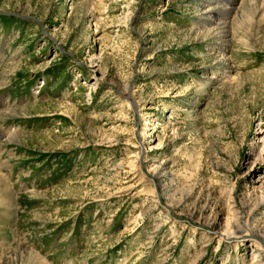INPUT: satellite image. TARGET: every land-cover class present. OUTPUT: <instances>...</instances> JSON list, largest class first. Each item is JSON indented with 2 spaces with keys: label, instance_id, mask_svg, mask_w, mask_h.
Here are the masks:
<instances>
[{
  "label": "rangeland",
  "instance_id": "1",
  "mask_svg": "<svg viewBox=\"0 0 264 264\" xmlns=\"http://www.w3.org/2000/svg\"><path fill=\"white\" fill-rule=\"evenodd\" d=\"M263 232L264 0H0V264H264Z\"/></svg>",
  "mask_w": 264,
  "mask_h": 264
},
{
  "label": "bare ground",
  "instance_id": "2",
  "mask_svg": "<svg viewBox=\"0 0 264 264\" xmlns=\"http://www.w3.org/2000/svg\"><path fill=\"white\" fill-rule=\"evenodd\" d=\"M231 3V2H230ZM232 4V3H231ZM264 233V232H263ZM264 235V234H263Z\"/></svg>",
  "mask_w": 264,
  "mask_h": 264
}]
</instances>
